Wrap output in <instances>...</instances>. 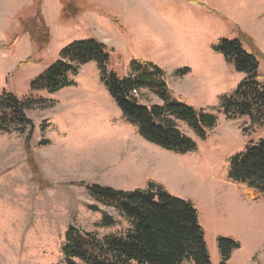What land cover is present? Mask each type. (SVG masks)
<instances>
[{
    "label": "rangeland",
    "instance_id": "obj_1",
    "mask_svg": "<svg viewBox=\"0 0 264 264\" xmlns=\"http://www.w3.org/2000/svg\"><path fill=\"white\" fill-rule=\"evenodd\" d=\"M89 39L114 50L108 71L129 77L132 62L155 65L173 97L218 116L204 141L180 124L197 141L195 153L143 140L94 62L81 67L74 86L56 94L32 90L63 49ZM224 40L264 57V0H0V99L45 105L27 112L30 152L26 133L0 132V264H65L69 227L99 238L128 228L89 187L130 192L151 183L196 207L211 264H224L221 238L239 245L225 264H264V195L228 179L230 158L264 138V125L219 111L244 79L216 50ZM259 62L264 77V58ZM136 99L162 104L146 88ZM106 217L113 225H102Z\"/></svg>",
    "mask_w": 264,
    "mask_h": 264
},
{
    "label": "trees",
    "instance_id": "obj_2",
    "mask_svg": "<svg viewBox=\"0 0 264 264\" xmlns=\"http://www.w3.org/2000/svg\"><path fill=\"white\" fill-rule=\"evenodd\" d=\"M44 41L48 43L47 37ZM216 50L237 72L244 74L237 90L221 99L219 111L229 120L247 117L255 126L264 125V77L259 71V58H264L263 55L259 51L256 55L246 52L240 41L224 40ZM113 53V49L97 39L75 42L63 49L60 59L33 81L31 88L34 92L56 94L74 86L81 67L94 62L124 120L137 129L143 140L174 154L195 153L197 141L184 133L180 124L204 141L216 127L218 116L173 97L165 73L155 65L149 69L132 62L133 73L129 77L108 71ZM144 88L153 91L162 104L140 105L136 93ZM41 106L34 99L4 95L0 99V132L26 133L30 152L33 135L28 127L33 125L27 112ZM229 162V180L264 195V138L247 146ZM28 163L34 168L31 159ZM89 193L98 204L117 209L127 220L128 228L99 238L95 233L69 227L62 247L65 264H211L198 210L191 202L172 195L164 185L151 183L149 189L130 192L91 186ZM102 225L113 223L106 217ZM219 243L225 264L239 245L226 238Z\"/></svg>",
    "mask_w": 264,
    "mask_h": 264
},
{
    "label": "built area",
    "instance_id": "obj_3",
    "mask_svg": "<svg viewBox=\"0 0 264 264\" xmlns=\"http://www.w3.org/2000/svg\"><path fill=\"white\" fill-rule=\"evenodd\" d=\"M136 93V92H135Z\"/></svg>",
    "mask_w": 264,
    "mask_h": 264
}]
</instances>
